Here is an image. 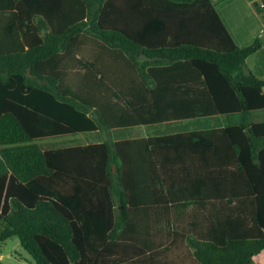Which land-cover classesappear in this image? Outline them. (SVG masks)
Segmentation results:
<instances>
[{
    "label": "trees",
    "instance_id": "1",
    "mask_svg": "<svg viewBox=\"0 0 264 264\" xmlns=\"http://www.w3.org/2000/svg\"><path fill=\"white\" fill-rule=\"evenodd\" d=\"M261 49L237 45L211 0H0V242L37 264H255L264 77L246 61Z\"/></svg>",
    "mask_w": 264,
    "mask_h": 264
},
{
    "label": "crops",
    "instance_id": "2",
    "mask_svg": "<svg viewBox=\"0 0 264 264\" xmlns=\"http://www.w3.org/2000/svg\"><path fill=\"white\" fill-rule=\"evenodd\" d=\"M216 6L224 25L228 29L235 43L239 46L252 44L257 38L262 42L261 51L254 53L247 58V67L253 73L264 77V23L260 16L255 12L249 0H211ZM264 90V89H263ZM193 120V128L187 129H209L221 123L220 117L185 119L182 122ZM198 122V124H197ZM169 123V122H165ZM163 124V123H162ZM186 124V123H185ZM181 131V130H180ZM176 132V131H175ZM171 133V132H170ZM164 134V133H158ZM150 134V135H158ZM147 136V135H145ZM224 187L226 185H223ZM255 264H264V249L254 256ZM1 263V261H0Z\"/></svg>",
    "mask_w": 264,
    "mask_h": 264
},
{
    "label": "rangeland",
    "instance_id": "3",
    "mask_svg": "<svg viewBox=\"0 0 264 264\" xmlns=\"http://www.w3.org/2000/svg\"><path fill=\"white\" fill-rule=\"evenodd\" d=\"M195 121L169 122L163 124L140 125L125 129L111 131H97L78 133L38 140L42 144H83L88 142L102 141L104 139H120L125 137H138L158 133H170L193 128ZM198 124V122H197ZM0 264H37L33 257L21 246L17 237H12L0 242Z\"/></svg>",
    "mask_w": 264,
    "mask_h": 264
},
{
    "label": "water",
    "instance_id": "4",
    "mask_svg": "<svg viewBox=\"0 0 264 264\" xmlns=\"http://www.w3.org/2000/svg\"><path fill=\"white\" fill-rule=\"evenodd\" d=\"M140 58L150 59V60L154 59V58H152V57H148V56L145 55V54H141V55H140Z\"/></svg>",
    "mask_w": 264,
    "mask_h": 264
}]
</instances>
